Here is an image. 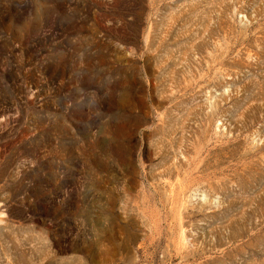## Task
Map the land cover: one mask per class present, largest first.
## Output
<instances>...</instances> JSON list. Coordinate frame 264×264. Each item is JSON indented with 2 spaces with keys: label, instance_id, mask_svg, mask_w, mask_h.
I'll return each instance as SVG.
<instances>
[{
  "label": "rangeland",
  "instance_id": "1",
  "mask_svg": "<svg viewBox=\"0 0 264 264\" xmlns=\"http://www.w3.org/2000/svg\"><path fill=\"white\" fill-rule=\"evenodd\" d=\"M0 264H264V0H0Z\"/></svg>",
  "mask_w": 264,
  "mask_h": 264
}]
</instances>
